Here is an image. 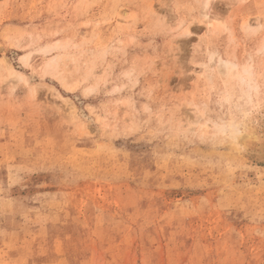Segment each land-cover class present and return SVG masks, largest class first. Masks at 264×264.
<instances>
[{
  "label": "rangeland",
  "instance_id": "374dc122",
  "mask_svg": "<svg viewBox=\"0 0 264 264\" xmlns=\"http://www.w3.org/2000/svg\"><path fill=\"white\" fill-rule=\"evenodd\" d=\"M206 1L0 0V264H264V0Z\"/></svg>",
  "mask_w": 264,
  "mask_h": 264
},
{
  "label": "bare ground",
  "instance_id": "6f19581e",
  "mask_svg": "<svg viewBox=\"0 0 264 264\" xmlns=\"http://www.w3.org/2000/svg\"><path fill=\"white\" fill-rule=\"evenodd\" d=\"M209 5H210V1L207 0V1L205 2V4H204V11H203V12H204V16H205L206 18L209 16V15H208ZM207 23H208V24H211V21L208 20ZM221 65H222V67L229 68V66H228V65H229L228 62L226 63V62H223V61H222V62H221ZM230 65H231V64H230ZM232 68H235V67L232 66ZM236 70H237V69H236ZM237 74H238V73H237ZM241 74H242V73H241ZM244 74H246V73H244ZM250 74H251V73H250ZM226 75H227V74H226ZM233 77H234V76H233ZM235 77H236V76H235ZM240 78H242V77L240 76ZM240 78H239V79H240ZM243 78H244V77H243ZM243 80L245 81V80H247V79L244 78ZM241 81H242V80H241ZM248 82H250V81H248ZM235 83H236V82H235ZM246 83H247V81H246ZM246 83H245V84H246ZM250 83H252V82H250ZM253 85H254V81H253ZM250 86H251V85H250ZM254 86H255V85H254ZM254 86H252V88H253ZM250 88H251V87H250ZM254 88H256V86H255ZM254 130H255V129H254ZM249 132H250V131H249ZM255 132H256V131H255ZM250 133H251V135H249V136L255 138V135H254L255 133H253V132H250ZM248 134H249V133H247V135H248ZM252 134H253V136H252ZM249 136H248V138L246 137L245 139H249ZM257 138H258V137H257ZM249 140H250V139H249ZM262 152H263V151H262Z\"/></svg>",
  "mask_w": 264,
  "mask_h": 264
},
{
  "label": "water",
  "instance_id": "95a60500",
  "mask_svg": "<svg viewBox=\"0 0 264 264\" xmlns=\"http://www.w3.org/2000/svg\"><path fill=\"white\" fill-rule=\"evenodd\" d=\"M260 146H261V147H260ZM261 148H262V149H261ZM263 148H264V142L261 143V144H259L256 150H260V151H262ZM255 152H256V153H255V157H256V159H257L258 161L264 163V154H258V151H255ZM262 156H263V158H262Z\"/></svg>",
  "mask_w": 264,
  "mask_h": 264
}]
</instances>
